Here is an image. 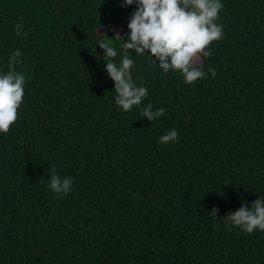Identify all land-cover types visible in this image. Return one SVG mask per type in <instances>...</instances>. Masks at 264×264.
Returning <instances> with one entry per match:
<instances>
[{"label":"trees","instance_id":"16d2710c","mask_svg":"<svg viewBox=\"0 0 264 264\" xmlns=\"http://www.w3.org/2000/svg\"><path fill=\"white\" fill-rule=\"evenodd\" d=\"M122 2L0 0V74L19 49L26 77L0 133V264H264V231L224 220L264 197V0H220L223 39L192 61L214 78L188 85L130 50L148 95L128 112L98 44L119 65L116 35L135 11ZM148 104L165 114L141 117ZM172 129L178 141L160 144ZM51 165L73 178L63 198L47 187Z\"/></svg>","mask_w":264,"mask_h":264},{"label":"clouds","instance_id":"9594fccd","mask_svg":"<svg viewBox=\"0 0 264 264\" xmlns=\"http://www.w3.org/2000/svg\"><path fill=\"white\" fill-rule=\"evenodd\" d=\"M135 5L128 23L129 34L123 38V58L119 65L105 58H115V48L103 41L99 47L104 50L103 59L106 62L108 77L114 81L115 104L124 112L139 107L148 95V89L134 83L131 69L134 61L129 58V51L136 55H150L157 65L167 74L170 70L182 74L186 84L192 85L198 79H206L208 73L214 78L216 71L209 68L206 73L202 68L192 66L193 59L202 54L210 58L213 52L208 46L213 41L223 39V25L215 23L224 5L220 0H123L122 7ZM23 23H17L13 31L17 37L22 35ZM27 35V33H23ZM208 49V50H205ZM23 64L22 53L14 51L8 59V71L0 74V133L7 134L10 126L17 120V109L24 97L25 74L17 71V65ZM166 109L161 107L153 111V105L148 104L141 111V117H147L151 122L163 116ZM179 133L172 129L159 139L160 144L177 142ZM52 172L47 185L55 195L63 198L73 190V178L61 177L56 172V166H49ZM218 206L208 213L217 217ZM225 228L231 233L233 227L239 228L245 234H253L256 230L264 231V197L246 204L235 212H229L225 217Z\"/></svg>","mask_w":264,"mask_h":264},{"label":"rangeland","instance_id":"374dc122","mask_svg":"<svg viewBox=\"0 0 264 264\" xmlns=\"http://www.w3.org/2000/svg\"><path fill=\"white\" fill-rule=\"evenodd\" d=\"M100 56H103V54H102V53H100ZM194 61H195V63H199V62H200V60H199V59H197V58H194Z\"/></svg>","mask_w":264,"mask_h":264}]
</instances>
